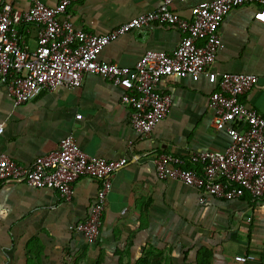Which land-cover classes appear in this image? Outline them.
<instances>
[{
	"label": "crops",
	"instance_id": "crops-1",
	"mask_svg": "<svg viewBox=\"0 0 264 264\" xmlns=\"http://www.w3.org/2000/svg\"><path fill=\"white\" fill-rule=\"evenodd\" d=\"M35 0H17L26 12ZM54 7L58 0H38ZM213 0H185L170 9L190 19L191 9ZM3 0H0V6ZM159 0H78L67 14L77 29L107 34L129 20L156 11ZM38 28L22 25L23 47L34 50ZM221 46L210 71L252 74L257 84L241 102L264 116V6L246 5L231 11L220 28ZM182 36L174 27L150 25L119 36L98 60L134 68L149 51L171 53ZM202 76L166 77L157 89L170 96L167 116L141 137L130 127V110L120 102L121 90L109 81L86 74L79 88L44 92L14 108L0 86V153L21 165L58 148L72 135L88 156L126 160L111 178L100 234L88 245L76 225L89 218L99 183L81 178L71 202L47 189L0 182V264H264V198H206L175 180H159L160 156L185 161L196 153L224 151L225 131L212 125L208 108L217 90ZM194 170H198L195 168ZM254 256L248 263L234 259Z\"/></svg>",
	"mask_w": 264,
	"mask_h": 264
},
{
	"label": "built area",
	"instance_id": "built-area-1",
	"mask_svg": "<svg viewBox=\"0 0 264 264\" xmlns=\"http://www.w3.org/2000/svg\"><path fill=\"white\" fill-rule=\"evenodd\" d=\"M17 0H3L0 6V86H4L14 108L44 92L59 88L75 89L86 74L99 76L121 90L120 102L130 110V127L139 136H148L170 108V96L157 89L166 77L202 76L218 87L208 100L212 125L225 131L230 143L224 151H205L187 160L198 170L185 169V161L160 156L155 162L159 180H175L206 198L225 201L248 195L264 198V116L246 107L242 96L256 84L252 74H224L218 80L210 71L221 46L220 28L233 10L264 0H213L191 9L184 19L171 11L174 3L185 0H159V8L122 24L115 30L94 35L75 28L67 9L78 0H58L48 7L38 0L26 12L14 8ZM176 28L182 38L171 53L146 52L134 68L98 60L103 48L127 32L150 25ZM22 25L38 28L34 50L23 47L19 37ZM3 128L0 127V134ZM124 159L105 161L82 152L72 135L59 141L54 152L37 157L25 166L0 153V182L24 183L33 189H47L71 202L74 185L81 178L99 183L89 218L76 225L85 243L93 245L102 227L106 197L113 175L124 168ZM254 256L235 257L248 263Z\"/></svg>",
	"mask_w": 264,
	"mask_h": 264
},
{
	"label": "trees",
	"instance_id": "trees-1",
	"mask_svg": "<svg viewBox=\"0 0 264 264\" xmlns=\"http://www.w3.org/2000/svg\"><path fill=\"white\" fill-rule=\"evenodd\" d=\"M185 169H188V170H194L195 168L185 167Z\"/></svg>",
	"mask_w": 264,
	"mask_h": 264
}]
</instances>
